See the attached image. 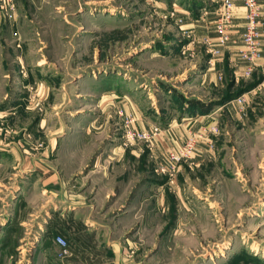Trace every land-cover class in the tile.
I'll use <instances>...</instances> for the list:
<instances>
[{"label": "rangeland", "instance_id": "obj_1", "mask_svg": "<svg viewBox=\"0 0 264 264\" xmlns=\"http://www.w3.org/2000/svg\"><path fill=\"white\" fill-rule=\"evenodd\" d=\"M221 2L15 0L11 20L20 22L22 42L42 46L64 78L51 82L50 101L35 103L38 83L16 92L0 84V98L7 91L17 97L12 114H0V145L10 152L20 144L23 158L24 151L28 157L52 152L51 140L58 142L49 161L1 157L0 234L5 221L16 230L0 244V264H264V62L245 73L236 0L228 41L211 53ZM0 40L5 57L8 41ZM31 53L37 58L38 50ZM206 68L212 80L201 84ZM99 74L108 78L101 92L114 87L115 106L86 129L85 119L98 113L88 94ZM192 99L207 106L199 115L212 116L209 130L190 131L177 150L161 152L162 120L195 117ZM146 119L153 124L145 130L139 122ZM189 138L192 151L167 170L168 153ZM67 194L90 204L75 213L91 215L80 222L92 221L86 230H93L94 242L80 255L69 235L68 254L60 257L54 241H36L35 233L51 213L63 215L56 221L65 225L73 211L65 208Z\"/></svg>", "mask_w": 264, "mask_h": 264}, {"label": "crops", "instance_id": "obj_2", "mask_svg": "<svg viewBox=\"0 0 264 264\" xmlns=\"http://www.w3.org/2000/svg\"><path fill=\"white\" fill-rule=\"evenodd\" d=\"M261 8H262V13H261V21L264 24V0H258ZM236 17L234 18V22L237 26V29L235 31H237L236 35L237 38H239L238 40L240 41V34L239 31L241 32L242 30H244V23H245V9L243 8L242 5V0H236ZM239 27V28H238ZM239 29V30H238ZM2 37H4L8 42L6 43V48L7 50L5 51V57L0 56V84L3 85V83L5 84H9L11 85V89H9V91L13 90V91H18L20 87L22 86H29V84L33 83H38L37 86H35V88H33L32 93H31V99L36 101H41V100H45L49 98H52V85L51 82L55 81V80H60L64 78V72H61L60 70H58L57 68H53L54 61L53 59H49L48 57L44 56V54L42 53V46H30L32 44H29L30 48H27L26 45L22 42L21 39L24 38V31L22 30L21 26H20V22L18 23L15 20H11V18H8L3 10H0V39H2ZM1 41V40H0ZM33 50H38L37 53V58L34 57L33 53H31ZM29 51V52H28ZM39 55V57H38ZM261 63L262 64L264 62V38H263V44H262V56H261ZM33 59L35 60L33 62ZM210 70L211 68H206V70L202 71V77L203 79L201 80V84L205 83L206 81L210 82L211 79V75H210ZM62 75V76H61ZM207 76H209V79L207 80ZM54 78H56L54 80ZM93 79L96 80V85L93 87V91L90 90V95L92 97L93 100H96L95 103L92 104V107L95 108V111H98L97 115H95L92 118L89 119H85L86 122H84V124H82L83 126L87 127L86 129H89L92 127V125H95L98 121V117H100V114H105L106 116H110V112L112 109H114L115 106V100L112 97L113 94H111V90L109 89L107 86L106 89L110 90L109 92H101V90L99 89H103V87H101V82H103L104 80H107L108 78L106 77V75H96L93 76ZM204 86V85H202ZM58 95H60V93H57ZM100 94H102V97H100ZM124 94V93H123ZM63 100L66 99V95L65 93H63ZM114 96V95H113ZM60 97H62V95H60ZM7 98H11L9 99V103L8 104H4V105H0V114H9L11 113L15 107L13 106L14 100L17 98L15 95H12L10 97L9 92H4V94H2L1 98H0V104L7 102L6 100H8ZM12 104V105H11ZM54 104V103H52ZM31 105L34 106L35 104H33V101H31ZM102 106V107H100ZM25 109H27L30 106H24ZM195 112L197 113V115L195 117H189L188 115L181 114L180 115V120L179 122L176 124H174L173 120L170 117H166L164 118L163 121V128L161 129L159 136H158V149L163 152L165 151H169V149H173L177 150L179 148V146L182 144L183 139L186 138L188 136V134L190 133V131H195L197 128L198 131L203 132L205 130H209L210 127H208L207 122L211 121V117L212 116H206V115H199L202 114L203 111L205 113V110L202 111V108L195 106ZM200 112V113H199ZM12 114V113H11ZM212 115V114H211ZM188 116V117H187ZM105 117V115H104ZM151 124H153V120L150 119H146L143 120L141 122H139V126H142L143 129H148L151 127ZM204 128V129H203ZM55 140V139H54ZM53 139L50 142V145H52V147L50 148V150L53 152L56 149V146L58 145L57 140L54 141ZM7 144V143H6ZM57 144V145H56ZM20 145V144H17ZM16 145V147L10 150V152L8 150L5 149V147L7 145H5V143L0 145V165H1V157L7 155L9 158L13 159L15 162H18V160H20L22 163H39V162H45L44 160H50V156L52 155V152H49V149H46V153H39L38 155H33L31 157H28L25 154H23V158H19V155L17 153V151L19 150L18 146ZM3 147V148H2ZM48 147V145H47ZM58 148V147H57ZM49 152V153H48ZM102 152V151H101ZM112 152V151H111ZM17 153V155H16ZM100 155V152L94 157V162H93V166H95L94 164H96V159H98V156ZM101 156V155H100ZM99 156V157H100ZM108 156V155H107ZM6 157V156H5ZM54 157V155H53ZM56 160L57 159V155L55 154L54 157ZM23 159V160H22ZM39 167V165H38ZM41 170L43 171H39L42 174H44L45 169H42V167H39ZM48 170V169H46ZM103 172V174H105V171H101ZM82 173V172H80ZM80 173L75 174L74 176L79 175ZM51 176V175H50ZM48 176V177H50ZM149 182L151 183V177L148 178ZM148 182L149 185H147L145 187L144 193L148 194V192L151 189V184ZM72 184V183H71ZM73 185V184H72ZM90 184L88 183L85 187H89ZM70 188V187H69ZM50 189V188H48ZM43 191H47L46 189H44ZM50 192V191H48ZM98 195V194H97ZM96 195V196H97ZM93 196V195H92ZM94 197V196H93ZM82 199V197L80 195H74V194H67L65 201L67 202L66 204V209L73 210L72 213H69L70 215H68L67 219L65 218L66 222L65 225L58 223L56 220H64L63 215H61V217L63 219H61L59 216L58 218L56 217V215L54 213H51L49 216V218H46L45 221V225H41L40 231L35 233L36 235H39L38 237H36V241L38 239V241H42L45 243L48 242H52L53 241V237L55 236V234H61L64 237L67 238V240L70 241V238L72 239V243L74 245L73 250L80 254V255H84L85 252L88 251L89 245L90 243H93V238L94 235L92 234L91 231L93 230H86L87 227L92 226V221L91 220H86L83 223L80 222V219H84V218H91V215H86L83 217H81L80 215H77L75 212L76 211H81L83 209V207H88L90 204H87V202L78 204L79 201L77 203H75L74 201ZM83 200V199H82ZM88 202H92L89 198H88ZM57 204H55L52 208L50 207V209L53 211L54 208H56ZM82 208V209H81ZM93 209V208H91ZM91 212V210H89V213ZM152 210L149 209V211L147 212V214L151 213ZM91 214V213H90ZM148 214V215H149ZM42 221V220H41ZM56 222V223H55ZM5 224L3 225V229H2V234H0V244L2 245V243H6V241L9 240L10 235H12L15 230L16 227L14 225V223H11L10 221H5ZM7 223V224H6ZM94 223V222H93ZM38 226H40V223H38ZM87 226V227H86ZM71 236L70 238L68 236ZM73 235V236H72ZM4 241H2L3 239ZM24 238V237H22ZM91 241V242H90ZM2 242V243H1ZM35 242V241H34ZM71 242V241H70ZM90 242V243H89ZM35 247L34 250L36 253H38L40 255V243L39 242H35ZM109 244H112V242H108ZM51 252H53L52 250H48L49 253V257L52 255ZM6 255L12 256V253L9 251V253L6 252ZM38 256V255H37ZM48 258V255L47 257ZM7 258H4V260Z\"/></svg>", "mask_w": 264, "mask_h": 264}, {"label": "built area", "instance_id": "obj_3", "mask_svg": "<svg viewBox=\"0 0 264 264\" xmlns=\"http://www.w3.org/2000/svg\"><path fill=\"white\" fill-rule=\"evenodd\" d=\"M15 0H0V10L11 18ZM243 8L245 9V27L242 33V48L239 50L238 57L246 62L245 73H250L258 66L262 56V44L264 38V24L261 21L262 8L258 0H242ZM218 17L216 19L217 40L215 43H210V50L212 54L219 52L221 46L228 41L227 22L231 18L234 11L233 0H222L218 8ZM145 137V133L141 135ZM194 138H189L184 147L179 152L168 153L167 160L168 169H174L175 165L180 161L182 156L187 155L193 149ZM161 168V171H164ZM53 241L58 246V255L65 256L68 254L69 242L63 235L56 234Z\"/></svg>", "mask_w": 264, "mask_h": 264}, {"label": "trees", "instance_id": "obj_4", "mask_svg": "<svg viewBox=\"0 0 264 264\" xmlns=\"http://www.w3.org/2000/svg\"><path fill=\"white\" fill-rule=\"evenodd\" d=\"M178 94H179V96H182L181 93H178ZM189 103H191V104H194V103H195L197 107L202 108V111H203V110H205V111L208 110L207 106H203L202 103L199 102V101L196 100V99L189 100Z\"/></svg>", "mask_w": 264, "mask_h": 264}]
</instances>
